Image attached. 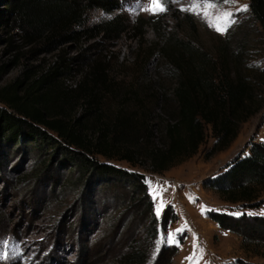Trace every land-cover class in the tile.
<instances>
[{"label": "rangeland", "instance_id": "rangeland-1", "mask_svg": "<svg viewBox=\"0 0 264 264\" xmlns=\"http://www.w3.org/2000/svg\"><path fill=\"white\" fill-rule=\"evenodd\" d=\"M15 2L19 0H0V67L6 66L0 74V89L17 82L20 93L28 87L42 93L52 86L55 96L67 100V108L74 102L73 116H85L82 122L88 129L84 133L94 144L101 139L103 122L118 115L130 117L131 129L124 141L113 142L110 133L107 153L68 149L58 133L45 127L48 140L26 139L9 146L0 138V264H123L132 247L139 243L146 247V215L141 213L133 182L116 176L97 181L86 167L89 162L143 175L160 219L173 206L178 220L169 225L160 242L165 239L179 245L174 264H264V248L245 249L238 234L208 217L210 210L264 215V193L256 204H233L205 185L238 156L249 154L254 143L264 142V106L241 125L224 150L212 154L216 138L208 126L196 154L171 168L157 173L149 157L151 149L166 146L165 129L174 106L161 94L176 86L178 76L157 47L170 35L197 49L200 59L202 53L219 62L227 56L236 75L241 71L250 77L255 100L264 105V28L252 13L251 0H163L166 10L158 14L145 10L151 0H119L120 9L90 10L87 25L117 15L127 25L141 19L143 37L83 36L59 48L57 38L42 33L25 12L11 11L10 4ZM194 5L196 12L191 10ZM244 5L247 10H240ZM205 11L213 20L231 12L234 22L226 31H216L209 27ZM61 53L74 62V69L48 78ZM92 63L102 67L106 84H97L89 104L90 95L79 100L75 95L82 73ZM0 107L9 109L1 102ZM127 151H135L133 161L124 158ZM180 237L184 238L181 244Z\"/></svg>", "mask_w": 264, "mask_h": 264}, {"label": "trees", "instance_id": "trees-1", "mask_svg": "<svg viewBox=\"0 0 264 264\" xmlns=\"http://www.w3.org/2000/svg\"><path fill=\"white\" fill-rule=\"evenodd\" d=\"M10 8L11 11L25 12L29 22L40 25L42 33L49 38H57L56 48L79 41L83 36H102L110 40L121 39L127 34L143 37L139 30L145 23L141 19H137L136 25H127L128 21L117 15L94 26L87 25L86 16L90 10L96 8L111 12L120 9L119 0H19L11 3ZM251 9L264 28V0H251ZM158 46L178 76L176 86L161 94L166 102L172 100L174 103L165 129L166 146L149 151L153 169L160 173L196 154L206 139L208 126H211L216 138L212 154L226 149L238 136L241 125L258 114L264 105L255 100V84L250 77L241 74V71L236 75L229 67L227 56L219 62L202 53L200 59L195 54L197 49L177 35H170L165 43L161 42ZM69 61L63 53L59 54L47 77L69 74L74 69L71 66L74 62ZM5 67H0V74ZM82 77L76 89L75 99L78 100L87 98L98 83L106 84L104 70L97 63L90 64ZM19 86L15 82L0 89V102L14 111L11 113L9 109L0 107V138L9 146L26 139H50L42 127L58 133L67 143L66 148L78 147L88 152L96 149L99 153H107L110 144L106 140L110 133L114 135L113 142L128 138L130 117L118 115L111 122H103L101 139L94 144L84 133L85 128L88 129L82 122L85 116H73L74 102L67 108V100L57 94L55 96L52 86L42 93L35 92L31 87L20 93ZM92 97L90 95L87 99L89 104ZM135 155V151H127L124 158L133 161ZM86 167L97 181L105 182L115 176L131 180L139 194L138 202L143 206L141 213L146 215V247L141 243L132 247L123 257V264H174L179 245L168 243L165 239L160 242L169 225L178 220L173 206L169 205L160 219L143 175L105 163L89 162ZM205 185L217 190L227 202L256 204L264 193V142L254 143L249 154L238 156L223 172L209 178ZM208 217L222 229L238 234L245 249L264 248V215L245 212L235 215L210 210ZM183 241L184 238L180 237L179 244Z\"/></svg>", "mask_w": 264, "mask_h": 264}, {"label": "snow or ice", "instance_id": "snow-or-ice-1", "mask_svg": "<svg viewBox=\"0 0 264 264\" xmlns=\"http://www.w3.org/2000/svg\"><path fill=\"white\" fill-rule=\"evenodd\" d=\"M224 2L229 3V2H234V0H224ZM206 7H212V4H207ZM145 10L150 11L153 14H158V13L164 12L166 9L164 7L163 0H151L150 5L148 7H146ZM191 10L193 12H196L197 6L194 5ZM240 10L246 11L247 5H244L242 7V9H240ZM232 15L233 14L231 12H226V13H224L223 17L217 16L215 18V20H213V19L208 18L209 13L207 11L204 12V17L207 19V23H208L209 27H214L215 30L219 31V32H224L227 30L228 27L231 26V23L234 22L233 20H231ZM162 207H163V205H162ZM158 214H159V210H158ZM169 238H171V235Z\"/></svg>", "mask_w": 264, "mask_h": 264}, {"label": "clouds", "instance_id": "clouds-1", "mask_svg": "<svg viewBox=\"0 0 264 264\" xmlns=\"http://www.w3.org/2000/svg\"><path fill=\"white\" fill-rule=\"evenodd\" d=\"M101 15H104L103 13H101Z\"/></svg>", "mask_w": 264, "mask_h": 264}]
</instances>
